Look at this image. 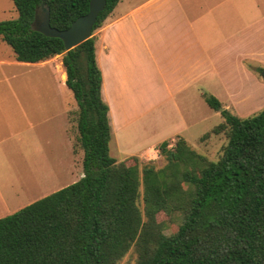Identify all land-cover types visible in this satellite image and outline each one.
Returning a JSON list of instances; mask_svg holds the SVG:
<instances>
[{
  "label": "trees",
  "instance_id": "1",
  "mask_svg": "<svg viewBox=\"0 0 264 264\" xmlns=\"http://www.w3.org/2000/svg\"><path fill=\"white\" fill-rule=\"evenodd\" d=\"M12 1L17 17L0 22V39L16 61L62 55L78 107L83 177L0 219V264H117L132 246L136 264H264V108L240 118L205 97L224 121L202 139H227L215 161L180 139L171 150L159 147L161 168L137 157L118 162L110 155L95 38L65 51L60 39L32 28L42 5L51 27L64 30L88 12L90 0ZM119 1L107 0L92 33ZM159 213L180 218L174 233H162Z\"/></svg>",
  "mask_w": 264,
  "mask_h": 264
},
{
  "label": "crops",
  "instance_id": "2",
  "mask_svg": "<svg viewBox=\"0 0 264 264\" xmlns=\"http://www.w3.org/2000/svg\"><path fill=\"white\" fill-rule=\"evenodd\" d=\"M92 36L118 162H155V150L173 140L198 148L224 121L206 96L238 117L261 108L248 102L264 100V0H120ZM3 45L1 67L53 65L67 88L59 55L23 63ZM9 78L0 75V219L83 177V151L74 162L76 102L32 95L26 105L24 94L3 88Z\"/></svg>",
  "mask_w": 264,
  "mask_h": 264
},
{
  "label": "rangeland",
  "instance_id": "3",
  "mask_svg": "<svg viewBox=\"0 0 264 264\" xmlns=\"http://www.w3.org/2000/svg\"><path fill=\"white\" fill-rule=\"evenodd\" d=\"M17 17V12L13 5L12 0H0V22L10 19H15ZM94 33V32H93ZM92 33V35H93ZM94 37V36H92ZM95 38V37H94ZM6 46V45H3ZM4 48V47H3ZM8 50L11 49L10 46H6ZM62 55H59L55 60H61ZM53 65L45 67H36V66H22L14 68H5L0 66V75L10 77L8 83L3 84V88L6 89L9 93L18 92L19 94L25 95V104H32L33 96H44V95H54L57 96V105H60L62 101L71 102L75 104L74 97L71 92L66 87H62L59 79L53 72ZM263 73V72H262ZM14 76L15 79L11 77ZM33 95V96H32ZM264 98V93H263ZM262 98L257 101H249L248 104L254 107H260L254 111L251 115L256 114L264 108V100ZM252 107V108H254ZM59 111V109L57 110ZM249 116H240V118H245ZM238 117V116H237ZM77 112H74V116L71 118L72 129L74 134V162L78 163V160L81 156V147L78 142V132L76 128ZM62 127L64 128L63 117L59 116V126L56 125L54 129L58 132L61 131ZM217 138L213 141H209L210 138ZM209 141V142H208ZM227 143L225 134L221 133L219 135L211 134L208 138L200 139V145L195 149L198 153L206 156L209 160L215 161L219 158L222 153V147ZM110 155L116 159H120V155L114 150V147L110 148ZM157 168H161L166 164L165 158L161 156L160 158L153 162ZM74 172L73 179H75L78 174ZM72 179V178H71ZM70 178L69 182L70 183ZM139 207L142 210L143 204L141 200L139 201ZM156 221L162 224V233L165 235H170L177 230V227L180 223V218L177 216L169 217L165 213H159L156 216ZM137 253L135 251V246H132L128 253L119 261L117 264H136Z\"/></svg>",
  "mask_w": 264,
  "mask_h": 264
},
{
  "label": "water",
  "instance_id": "4",
  "mask_svg": "<svg viewBox=\"0 0 264 264\" xmlns=\"http://www.w3.org/2000/svg\"><path fill=\"white\" fill-rule=\"evenodd\" d=\"M106 2L107 0H90L88 12L75 19L64 30L51 27L49 8L42 5L34 12L32 28L46 37L60 39L63 42L64 50L69 51L91 38L93 26L99 14L105 9Z\"/></svg>",
  "mask_w": 264,
  "mask_h": 264
},
{
  "label": "built area",
  "instance_id": "5",
  "mask_svg": "<svg viewBox=\"0 0 264 264\" xmlns=\"http://www.w3.org/2000/svg\"><path fill=\"white\" fill-rule=\"evenodd\" d=\"M175 144H176V141H170L168 144H167V149H169V150H171V149H173L174 147H175ZM155 152L158 154V156H160V149L159 148H157L156 150H155Z\"/></svg>",
  "mask_w": 264,
  "mask_h": 264
}]
</instances>
